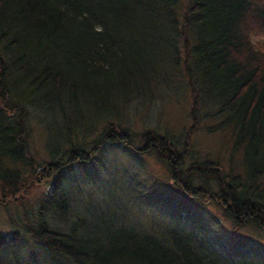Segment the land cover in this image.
I'll use <instances>...</instances> for the list:
<instances>
[{"label": "trees", "instance_id": "obj_1", "mask_svg": "<svg viewBox=\"0 0 264 264\" xmlns=\"http://www.w3.org/2000/svg\"><path fill=\"white\" fill-rule=\"evenodd\" d=\"M174 85L188 97L181 140L134 131L136 107ZM44 120L61 142L41 165L28 146ZM200 131L227 136L226 165L193 156ZM106 144L160 165L163 188H136L135 207L167 214L147 227L98 215L123 199L81 193ZM41 182L20 230L0 235V264H264V0H0V205L25 213Z\"/></svg>", "mask_w": 264, "mask_h": 264}, {"label": "rangeland", "instance_id": "obj_2", "mask_svg": "<svg viewBox=\"0 0 264 264\" xmlns=\"http://www.w3.org/2000/svg\"><path fill=\"white\" fill-rule=\"evenodd\" d=\"M163 92L170 97L165 98L161 93L159 98L153 99L144 105H138L136 107L135 116H133L130 121L131 128L134 131L151 128L155 129L157 132H165L168 136H172L174 139L181 140L180 138L183 132L190 123L187 114L189 105L187 104L185 98L187 96L184 94L183 89L177 85L171 87L170 93H167L166 91ZM54 127L55 125L47 120H44L39 126L34 124L29 138L28 151L32 157V162L35 164L43 165L44 161L49 159L48 154L50 150H53L56 145L60 144V135ZM228 141L230 140L222 133L209 135L201 131L195 132L191 138L192 148L194 149L193 156L200 159L207 157V155L210 159L218 157V160L223 165H226V159L228 153L230 152V143H228ZM47 144L50 146V150L48 152L45 148ZM95 156L98 158L100 166L96 170L88 168V175L92 178L93 182L81 180V193L83 194L87 191L85 196L92 194L98 198L99 194H103V192H105V196H108V194H118L123 198L118 201L119 205H117L118 203L106 204V202L103 204L101 202L102 207L97 208L99 216H103L104 218L105 214L111 216L113 214L112 210L117 209L119 212L121 211L124 214L123 225H128L130 220L135 218L133 216H137L135 219V225L139 226L138 223H140L144 227H147L151 223L147 224V217L149 213H156V217L164 214V212L167 214L168 210L165 206H163L161 203L162 201L158 202V204L161 203L160 206L162 205L161 209H158V204L150 202L152 199L145 201L143 203L144 208L142 209V206H140L142 201L139 202V198L136 196L135 189L141 187L143 184H147L148 181H155L158 189L163 188V186H161L162 182L159 180L165 178V174H163L164 171L161 169L160 165L153 160V158L139 157L132 160L128 158L120 146L117 147L115 145L108 144L102 148L101 152L98 154L96 153ZM232 160L236 163L237 157H235V155L232 156ZM50 176L48 177L51 178ZM69 177H71V179L73 178L72 175H69ZM38 179L41 180L40 178ZM47 183L48 182H41L38 186H32L27 190L24 197L25 213H23V211H21V207L15 203H7L4 204V206L0 205V235H9L14 229L20 230L19 227L22 223L23 215H30L38 203V197L49 192L50 188ZM73 185L74 191L75 189L76 192L79 191L76 188V181H73ZM171 191L172 193L163 195V197L169 198L170 195H177V191L175 189ZM97 198L86 197V199L89 200H95ZM125 199L130 200L128 203L121 205L122 201ZM136 202L140 204V207H135ZM93 207L96 208V200ZM118 207L120 208L118 209ZM76 208L77 210H80L79 205H76ZM109 209L112 210L108 211ZM131 209L133 211V215H131ZM139 209H142V211H139ZM81 210L83 209L81 208ZM70 215H72V212ZM149 217L152 216L149 215ZM156 217L153 216L154 225H157L156 220L158 219H156ZM10 219L12 220L11 224H9ZM224 232L226 233L227 231L224 230ZM244 234L252 235L250 229H245ZM236 235L237 233H233L231 235L225 234V238L230 239ZM28 245L29 243L25 242V246ZM24 264H27V262Z\"/></svg>", "mask_w": 264, "mask_h": 264}, {"label": "bare ground", "instance_id": "obj_3", "mask_svg": "<svg viewBox=\"0 0 264 264\" xmlns=\"http://www.w3.org/2000/svg\"><path fill=\"white\" fill-rule=\"evenodd\" d=\"M54 112V111H53Z\"/></svg>", "mask_w": 264, "mask_h": 264}]
</instances>
